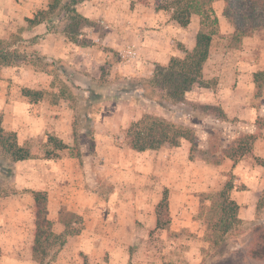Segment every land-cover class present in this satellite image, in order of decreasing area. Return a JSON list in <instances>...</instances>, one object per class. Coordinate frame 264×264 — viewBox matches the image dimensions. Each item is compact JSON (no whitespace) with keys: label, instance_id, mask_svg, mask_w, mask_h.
<instances>
[{"label":"crops","instance_id":"crops-1","mask_svg":"<svg viewBox=\"0 0 264 264\" xmlns=\"http://www.w3.org/2000/svg\"><path fill=\"white\" fill-rule=\"evenodd\" d=\"M49 1L26 0L27 3L24 5H12L6 10L2 9V12L3 2L0 1V16L12 17L7 21L8 29H0V41L5 45L6 50L17 51L27 59L19 64L0 67V115L4 132L16 134L18 147L30 155L26 160L12 163L14 165L12 181L21 189L18 198L28 195L35 204L34 194L46 192L48 218L53 222V228L58 227V231L54 230L57 234L64 231V225L60 222V212L63 206L61 201H86L85 205L74 202L66 206V211L82 217L83 228L79 235L67 239L65 249L60 251L56 261L66 262L64 252L72 248L75 252H83L88 257L89 264H131L133 261L135 250L132 251V248L136 245L123 239L124 237L131 238L132 234L122 232L120 237L118 230V238L110 247L107 241L103 244L95 241L103 230L107 229L105 225L109 223L95 207L100 194L85 188L87 186V174L86 171L84 172L86 162L95 160L97 155L105 160L102 172L110 182L121 188L131 186L128 193L124 188L120 190L122 205L119 210L117 209V214L119 223H121V218L125 220L124 218L127 217L130 220L132 225L129 230L132 232L135 229L132 226L137 225L139 218L142 217L141 222L144 223L147 216L143 209L146 207V202L139 204V207L138 203L141 201L138 202V200L150 201L152 198L153 185L147 188L145 183L139 181L144 177L155 178L156 182L162 185L163 194L165 190L169 191L172 217L170 228L172 230H180L190 225V220L186 215L187 209L182 218L174 216L172 201L184 204L185 201L191 199L194 203L197 202L201 198L200 191H209L214 186L216 177L224 178L223 173H232L235 176L234 193H238V198H235L234 194L233 198L239 205L238 217L245 221L253 220L260 194L264 190V130H259L255 123L251 126L252 130L247 133L256 135L262 132L263 135L258 136L255 141L253 158L243 156L233 161L224 154L231 138H228V129L223 126L220 127L222 132L220 150L213 154L220 160L217 164H211L206 159L188 160L185 153L190 152L191 143L185 139H182L178 147L137 152L129 149L125 134L121 130L125 127L129 128L136 120L137 108L115 98L107 99L103 95L102 99L97 101L96 112L89 114L93 120L94 150L97 152L95 156L89 154L88 147L79 139L84 130H77L79 137L77 140L75 137V121L79 113V107L76 108L75 104L78 102L84 105L92 103L91 95L95 88L93 80H99L103 76V68H108L114 73H121L130 79L135 74L150 76L154 73L156 64H167L172 56H177L181 52L162 44L165 42V35L166 37L168 35L165 32L166 29L147 31L141 28L136 20L141 11L138 8L139 5L131 9L126 0H90L82 8L77 9L88 20L99 18L102 14L107 17L109 15V19L114 24V31L102 36L103 46L93 43L77 44L66 33L52 30L50 24L46 22L29 25L27 19H34L40 10L47 9ZM127 16L136 17L135 32H129L130 34L134 32V40L139 43L140 61L135 66L125 64L117 57L118 52L124 46L119 45L120 40L117 36L128 33L122 28L124 23L121 28L118 25L124 22ZM14 18L20 19L19 22L24 26L22 31H18L15 27L17 22ZM178 30L177 40L183 42L189 34V29L184 27ZM197 34L198 30L190 34L193 40L190 46L185 45L186 49H192L195 46ZM78 38L80 42L87 43L84 39ZM22 45H25L24 48ZM25 50H32V56ZM57 68L62 70L61 75L57 74ZM242 89L243 82H239L236 88L234 85L227 91H223L221 85L215 89L210 85L201 87L196 84L186 93L185 98H191L192 95H204L205 97H198V100L208 105H221L227 119L235 118V116L247 119L251 116L250 120H252V115L257 113H254L256 112L254 109L246 107L252 96L250 94L247 99ZM25 91L32 94L29 95ZM241 106H244L245 111L239 110ZM242 112L243 117L238 115V113L242 115ZM188 117L192 116L188 114ZM201 120V124L196 125L200 129L207 121H210L208 125L212 128L227 122L219 120L214 115H203ZM122 134L124 136L118 139ZM206 136L209 134L204 135L205 139L201 140L200 144L201 148L209 150L212 140ZM78 151L82 154L80 158L76 155ZM111 154L115 157L109 160ZM256 157L261 158L262 162L255 163ZM142 171L146 173V176L141 175ZM188 172L189 174L192 172L193 177L189 178ZM188 180L192 183H188ZM238 186L242 187L241 191L237 190ZM3 198L8 197H0V199ZM52 200L58 201L54 212L50 210ZM25 208V211L29 209ZM154 210L156 208L150 216L152 230H155L157 220ZM31 211L32 217L22 223L23 228L21 229V237L26 236V243L30 242V245L35 239L36 232V216L33 209ZM26 214L29 215V212ZM106 254L110 256L108 261L104 260ZM101 256H103L102 260Z\"/></svg>","mask_w":264,"mask_h":264},{"label":"rangeland","instance_id":"rangeland-1","mask_svg":"<svg viewBox=\"0 0 264 264\" xmlns=\"http://www.w3.org/2000/svg\"><path fill=\"white\" fill-rule=\"evenodd\" d=\"M0 1L3 2L1 12L2 9L6 10L8 7H12V5H24L27 3L26 0ZM87 1L90 0H83L76 8H82ZM141 1H144V3H140ZM126 2L128 6H131V9L136 8L138 4V8L141 9V11H139L137 19L135 16H127L124 22L118 25L121 28L122 23H124L122 28L128 32L126 35L117 36L118 40H120V46L133 43L138 48L139 43L134 40L135 36L133 35L137 26L135 19L137 23L140 24V27L147 31H158L162 28L166 29L167 31L165 32H167L168 35L167 37L165 35V42L162 44H165L166 47L170 46L175 50H180L181 47H185V45L190 46L193 40L191 36L192 33H195L196 30L199 32L203 27L205 31L213 37L210 58L204 68L205 80L215 89L221 85L223 91L230 90L234 85L236 88L239 82H243L242 93H244L247 99L250 94L252 96L250 102L246 104L248 109L252 108L256 111L254 113H257L252 115V120H250L251 116H248L247 119L235 116V118L231 119L226 118V124L223 123L216 128H212L208 125L210 121L204 122L201 129L196 126L197 124H201L200 121H202L201 117L203 115L213 113V115L218 118L221 116L220 113H222L221 110L223 108L221 105H208L198 100L200 97H205L204 95H192L191 98H185V102L178 106L171 105L172 107L170 108L172 110L165 113V116L168 122L183 127L185 129L184 131L188 130L190 137L189 142L191 143L190 152H188V154L185 153L188 160L206 159V161L211 164L220 162L218 156H214L213 154L220 150V141L222 139L221 126L228 129V138H231L225 150H229L233 143L239 142L245 135H249L247 132L252 130V124H258L261 126L262 130H264V83H260L263 85V89L259 90L258 84L253 80V75L255 73L264 71V29L255 31L251 37L245 38L241 44L233 47L230 40L234 33V28L223 16L224 3L222 1H214L207 7V14L204 16V21L199 15H192L190 24L185 27L189 29V34H187L183 42H179L177 40L179 33L178 29L184 27L173 19L172 10L156 11L154 3L151 0H126ZM107 10H109V8ZM11 19V16H0V29H8L6 24L7 21ZM14 19H16L17 22L15 27L18 31H22L24 26L19 22L20 19ZM203 22L204 24H202ZM67 24V18L63 17L59 21L56 20L51 25V28L52 30H58L60 33H65L64 31ZM87 24L88 26L85 27L83 29L84 31L81 33L84 34V38L81 39L87 41V43L85 42L86 44L93 43L103 46L102 36L107 33L111 34L114 31V24L109 19V15L107 17L102 14L99 18L88 20ZM130 31L134 32L130 34ZM93 39H99V42H93ZM4 46L5 45L0 42V48ZM24 46L25 45H22V48H24ZM25 51L30 55L33 53L32 50ZM119 52L117 57L120 60ZM114 53L117 54V52ZM60 72H62V70L57 68L58 75H61ZM116 76L119 78L126 77L121 73H114L108 70V68H103V77L107 81H114ZM142 76L144 75L135 74L132 76V79ZM116 80L120 79L117 78ZM81 105L83 104L79 102L75 104L76 108H80ZM208 106H212L215 109H207L206 107ZM96 110L97 109H95L94 112H96ZM239 110L245 111L244 106H241ZM154 111L163 115V112L157 109H154ZM78 112L80 113V110ZM178 112L180 113L178 114ZM188 114L192 117H188ZM238 115L243 117L244 113L242 112V115L238 113ZM127 129L128 128L125 127L121 130L125 134ZM77 130L80 131V129ZM205 134H209V136L206 137H210L212 140V146L209 150L201 148L200 142L205 139ZM262 135V132H260L259 136ZM123 136V134L120 135L118 139ZM242 142L246 143L244 140ZM254 144L255 142H252L241 150L234 151L233 153L236 159L243 156L253 158L255 152ZM234 147V150L238 149L236 146ZM192 148L193 151H191ZM95 153L97 154V152ZM180 156H182V154ZM114 157V154H111L108 159L111 160ZM259 162H262L261 158L256 157L255 163ZM1 164L6 167L5 169H9V173H7V170L5 171L0 167V197H8L0 199V264H36L32 256V244H34V241L30 245V242L28 244L26 243V236L21 237V229L23 228L22 223L27 222L28 219L32 217V209L35 215V204L28 195L20 199L18 198L21 189L12 181V176L14 175L12 168L14 165L11 162V158H8L2 153V148L0 147V166ZM103 166H105V160L99 158L97 155L95 160H88L84 168V172L86 171L87 174V186L85 188L93 193L95 191L100 194V199L96 202L95 207L103 214L104 219L109 221L108 225H105L107 229L103 230L99 238H96L95 241L101 244L107 241L110 247V245H114V241L118 238V230L120 237L122 232L129 235L132 234L129 239L126 237L123 238L133 243L132 245H136L131 264H264V258L255 259L251 256L252 250L264 246V208L256 212L253 220L245 221L239 218V220L233 222L227 230L224 225L216 226L215 224V221L219 219V211L221 209V200L218 193L228 181L235 182V176L232 173H223L224 178L216 177L213 184L214 186H212L209 191H200L201 198L195 203L191 199L185 201L184 204H179L178 201H172V212L174 216L182 218L185 209H187L186 215L190 220V225L180 230H172L170 228L167 231H154L150 228V216L152 215L153 209L156 208L157 201L163 194V187L160 183L156 182L155 178H142V180L139 181L145 183V187L148 188V186L150 187L153 185L151 189L152 198L150 201L138 200V202L141 201L138 205L146 202V207L143 209L146 211L145 213L147 216L144 223L141 222L142 217L139 218L140 220H138L137 225L132 226L133 229L135 227L132 232L129 230V227L132 225L130 220L122 215V217H125V220L121 218V223H119L117 214V209L119 210L122 205L119 194L120 190L124 188L125 192L128 193L131 186H123V188H121L110 182L104 172H102V170H104L102 169ZM176 170L178 171V168H176ZM159 171L161 172V169ZM106 173H109V171H106ZM142 174L146 176V173L143 171L141 172V175ZM192 174V172L191 174L188 172L187 176L191 178L193 177ZM188 183H192V181L188 180ZM237 190L241 191L242 187L238 186ZM234 191L235 186L231 192V198L233 200H235L233 194L235 198H238V193L235 194ZM12 195H15V197L12 198ZM61 202L63 203L61 204L63 205L62 209H66L67 205L74 204V202L85 205L86 201L67 200ZM57 203L58 201L56 200L51 201L50 210L52 212L55 211ZM25 207L29 209L25 211ZM28 212L29 215L26 214ZM21 213H23V215H21ZM132 223L134 224V222ZM54 230L58 231V227H54ZM22 242L23 245H21ZM65 246L61 252L65 249ZM64 255L66 262L55 260L57 263L51 264H89L88 257H86L83 252H75L73 248L71 250L66 249ZM97 258H99V256H97ZM102 258L103 256H101V260ZM109 259V254H106L104 260L108 261Z\"/></svg>","mask_w":264,"mask_h":264},{"label":"trees","instance_id":"trees-1","mask_svg":"<svg viewBox=\"0 0 264 264\" xmlns=\"http://www.w3.org/2000/svg\"><path fill=\"white\" fill-rule=\"evenodd\" d=\"M156 11H173L172 17L182 27L190 24L192 15H199L204 21L207 14V7L214 1L224 3L223 16L234 28L231 36V45L238 46L245 38L251 37L255 31L264 29V0H151ZM83 0H50L47 9L40 10L34 19H27L29 25L49 23L50 26L61 18H67L68 24L65 27L67 36L77 44L86 45L80 42L79 36L88 26V19L77 10V5ZM140 3H144L141 1ZM204 24V22L202 23ZM213 41L210 35L202 27L196 36V44L192 49L184 46L179 50L181 53L170 58L167 64H156L154 73L150 76L135 78L117 77L120 80H106L102 76L94 81V91L91 95L92 103L80 106V114L75 121V137L78 139L77 129L84 130L79 139L89 149V154L95 156V131L93 120L89 114L96 109L97 101L103 95L109 98L121 100L124 104L134 105L137 108V118L125 132V141L129 149L137 152L148 150H162L166 147H178L182 139L190 140L188 130L181 126L167 121L165 113L172 110L170 107L178 106L185 102V96L194 85L208 87L205 80L204 68L210 58L211 44ZM1 42V41H0ZM26 61V56L17 51H8L5 46L0 48V67L11 66ZM254 82L258 89H263L264 71L254 74ZM261 83V84H260ZM29 95L31 92L25 91ZM172 105V106H171ZM214 110L212 106L206 107ZM157 109L163 112L157 113ZM181 112V111H180ZM178 112V114L180 113ZM218 119L225 121L226 115L221 110ZM206 115H213L206 114ZM82 116H84L82 118ZM259 130H262L258 125ZM258 134L245 135L239 142L233 143L224 154L231 160L236 161L234 151L241 150L248 144L255 142ZM246 141V143L242 141ZM243 143V144H242ZM59 146H63L59 144ZM236 146L238 149L234 150ZM0 147L2 153L11 158V162L26 160L29 153L19 148L17 137L14 133H6L1 127L0 115ZM193 151V148L191 149ZM76 155L80 158L81 152ZM3 170L6 167L1 164ZM234 189V182L228 181L218 193L221 200L219 219L215 221L216 226L224 225L227 230L233 222L239 220V205L231 198ZM35 200V239L32 247L33 260L36 264H51L54 262L60 251L65 246L67 239L79 235L83 228V220L77 214L70 213L66 209L60 212V222L64 225V231L57 234L53 228V222L49 220L48 195L46 192H36ZM264 208V190L260 194L256 212ZM156 228L154 231L169 230L172 222L169 203V191L165 190L162 199L156 206ZM215 212V211H214ZM213 212V213H214ZM215 215V214H214ZM213 215V216H214ZM134 248H132L133 251ZM251 256L255 259L264 258V246L254 249Z\"/></svg>","mask_w":264,"mask_h":264},{"label":"built area","instance_id":"built-area-1","mask_svg":"<svg viewBox=\"0 0 264 264\" xmlns=\"http://www.w3.org/2000/svg\"><path fill=\"white\" fill-rule=\"evenodd\" d=\"M79 37L84 38V34H81ZM93 42H99V39H93ZM119 57L125 64L135 66L140 59V54L138 48L133 43H129L123 46L119 52Z\"/></svg>","mask_w":264,"mask_h":264}]
</instances>
